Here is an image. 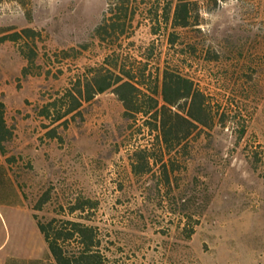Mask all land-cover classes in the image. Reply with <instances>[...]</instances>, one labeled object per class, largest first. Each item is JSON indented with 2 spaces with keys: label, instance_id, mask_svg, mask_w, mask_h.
<instances>
[{
  "label": "rangeland",
  "instance_id": "obj_1",
  "mask_svg": "<svg viewBox=\"0 0 264 264\" xmlns=\"http://www.w3.org/2000/svg\"><path fill=\"white\" fill-rule=\"evenodd\" d=\"M154 1L133 0L137 15L128 35L107 43L95 29L112 0L0 5V27L41 33L35 63L13 41L0 46V98L15 128L8 144L13 184L0 202V264H56L35 213L46 222L95 226L103 264H264V0H201L203 24L179 29L177 48L153 35L152 23L138 13V3ZM150 49L152 68H178L216 106L232 103L238 116L236 129L217 126L193 138V155L178 161L170 185L158 167L133 173L132 153L151 146V136L125 117L112 91L84 103L69 126L42 116L106 58L117 52L138 60ZM43 196L48 201L36 210ZM80 197L96 207L71 214ZM67 246L80 248L76 240Z\"/></svg>",
  "mask_w": 264,
  "mask_h": 264
},
{
  "label": "trees",
  "instance_id": "obj_2",
  "mask_svg": "<svg viewBox=\"0 0 264 264\" xmlns=\"http://www.w3.org/2000/svg\"><path fill=\"white\" fill-rule=\"evenodd\" d=\"M201 0H155L153 4L138 3V13L152 23V34L166 38L171 47H178L182 34L179 29L201 26ZM218 1V0H217ZM30 4L31 0H0ZM110 15L96 27L95 33L102 42L116 41L128 35V26L137 15L133 0H112ZM40 32L34 28L0 27V46L13 41L21 48L24 57L35 63L38 57V38ZM184 41V40H183ZM155 46V45H153ZM196 51V48H194ZM179 54H185L181 50ZM66 50L64 51V53ZM153 49L148 54H141L142 59L116 54L83 77L73 80L65 93L42 110V116L48 117L51 124L64 121L67 126L77 113H82L84 103L93 101L99 94L112 91L125 107V117L138 123L140 133L151 136V146H138L131 156L132 171L141 176L150 173L154 167L171 184L170 174L178 168L176 164L182 158L193 155V138L211 134L217 126L236 129L238 116L228 106L217 105L211 96L200 87L195 79L184 74L178 68L168 64L152 68ZM29 65L22 70L29 75ZM244 137L248 128L242 126ZM57 128L50 130L56 137ZM15 136V128L7 118V105L0 98V202L5 203L4 196L13 184L10 170L15 158L8 154V144ZM48 201L43 196L36 210H41ZM96 204L90 199L77 198L71 205V214L77 211L93 209ZM38 227L48 244L56 264H103L104 256L97 249V229L95 226L77 219L52 218L43 221L34 214ZM77 241L79 250L68 243ZM44 260L30 259L26 264H45Z\"/></svg>",
  "mask_w": 264,
  "mask_h": 264
}]
</instances>
